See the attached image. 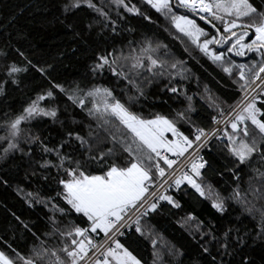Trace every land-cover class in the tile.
<instances>
[{
    "label": "trees",
    "instance_id": "1",
    "mask_svg": "<svg viewBox=\"0 0 264 264\" xmlns=\"http://www.w3.org/2000/svg\"><path fill=\"white\" fill-rule=\"evenodd\" d=\"M92 2L108 14V19L83 3L66 10L65 5L73 0H0V137H8L7 123L23 114V109L32 101H37L40 108L56 110L55 117L36 115L21 123L23 131L12 141L18 144V149L5 153L9 140L0 139V250L10 255H14V249L28 256L30 249L40 246L41 242L50 249H58L63 238L58 233H46H52L54 227L64 230L72 225L86 226L87 218L71 210L63 197L57 196L62 191L58 181L66 178L64 168L69 166L68 161H64L63 168L53 166L59 165L60 160L56 152L43 151L45 146L81 161L94 174H102L112 163L125 165L131 160L124 151L131 134L118 121L95 111L89 115L92 97L85 96V106L81 107L55 85L71 90L78 84L85 92L94 86L107 87L142 118L164 116L190 138L196 128L209 129L213 117L228 111L244 92L240 88L244 81L236 65L253 66L262 59L254 51L246 50L241 56L235 50L228 52L234 42L231 40L211 44L213 49L227 54L223 61L213 62L145 0H125L141 14L127 11L114 0ZM176 2L171 0L173 10L193 16L206 30L207 38L219 39L225 34L221 21L211 17V23L201 20L200 15L177 9ZM249 2L257 12H264V0ZM146 39H151L153 45H168L167 57L163 56V50L153 55L169 63L184 61L185 70L181 72L179 64L176 69L166 67L162 76H153L144 69L132 70L128 75L143 90L142 96L126 80L114 76L107 66L93 72L98 56L113 50L122 51L124 56L140 57L147 63L146 56L139 51ZM129 42L135 53L130 51ZM122 62L128 71L134 61ZM12 64L27 70L9 76ZM222 64L231 67V73L223 71ZM137 71L141 75H136ZM173 87L176 92L170 91ZM49 91L53 92L52 97L47 96ZM40 96L44 99L38 100ZM129 97L136 99L129 102ZM95 102L102 110V96H96ZM257 107L264 108V92ZM248 123L250 132H258ZM227 131L232 130L228 127ZM77 135L83 138V144ZM32 137L39 139L31 140ZM226 144L227 137L223 135L206 149L208 166L197 179L204 196L186 183L168 190L166 195L174 203L163 200L155 212L140 218L145 235L133 230L121 239L141 264H264V233H261L257 211L264 209V179L259 176L264 173V160L253 154L248 162L239 164ZM109 148L112 154L108 153ZM89 156L96 159L88 160ZM152 173L153 178L158 176L155 169ZM237 189L248 202L246 205L229 198ZM217 194L224 203L222 212L212 207L214 200L218 202ZM246 206L253 211H245ZM59 208L65 212L61 213ZM102 234H92V238ZM152 240L156 241L155 245Z\"/></svg>",
    "mask_w": 264,
    "mask_h": 264
},
{
    "label": "snow or ice",
    "instance_id": "2",
    "mask_svg": "<svg viewBox=\"0 0 264 264\" xmlns=\"http://www.w3.org/2000/svg\"><path fill=\"white\" fill-rule=\"evenodd\" d=\"M114 2L122 5L129 12L141 14L140 10L134 5L129 7L125 0H114ZM82 3L94 9L100 16L108 19V14L102 8L97 7L92 0H73V3L65 5V8L66 10L68 8H78ZM145 3L155 9L156 12L163 14L165 19H169L179 33L188 37L213 62L223 61L225 52L212 51L209 45L225 44L234 37L236 38L235 42L227 49L228 52L235 50V54L238 56L244 55V49L259 53L262 59L258 64L253 66L239 64L236 67L240 70V79L244 81L240 84L243 91H248L253 80L261 81V84L256 85V87L264 90V75H262L264 74V51H261L264 49V12H257V9L249 0H177L175 5L177 9L184 8L191 12L204 13L206 15H200V19L207 20L209 23H211L209 17L221 21L225 34L220 35L219 39L215 36L210 39L207 38L204 28L198 26L194 19H190L188 15L177 14L173 10L171 0H145ZM226 16L229 17L228 20H225ZM257 16L259 17L258 21ZM145 19L150 18L145 16ZM244 20L247 22H242ZM212 26L216 27L215 24ZM236 28L242 29L239 35L236 31H233ZM248 29L254 30L255 38L250 43H242L244 38L249 35ZM219 31L217 29V32ZM228 33L230 35H227ZM201 36H205L202 43L200 42ZM131 43L129 42L130 51L135 53L136 49L131 48ZM160 50H163L164 57L169 55L168 45L162 43L153 45L151 39H146L142 42L139 51L146 56L147 63L140 57L124 56L122 51L117 53L113 50V52H108L107 55H99L98 62L92 70L95 73L102 71L107 66L114 76L126 80L142 96L143 90L136 84V80L128 75L132 70L144 69L152 73L153 76H162L166 67L176 69L178 64L181 66V72L185 70L183 68L184 61L169 63L168 60L153 55V53H158ZM20 55L23 56L24 54L20 52ZM130 59L134 62L130 64L128 71H125V64L122 61ZM28 63L30 64L31 61H28ZM154 68L156 69L155 72H153ZM245 69L251 74L250 78L246 77ZM26 70V68H19L12 64L8 69V75L12 76L14 73ZM40 71L43 72V69H40ZM223 71L231 73L232 68L223 67ZM136 75H141V73L137 71ZM15 82L13 80V83ZM54 87L68 94L69 99L81 107L85 106V96L92 97L93 108L88 109L89 115H92L95 111L100 113L101 116L112 117L115 121H118L119 125H122L131 134V141L124 149L131 160L125 165L112 163L107 166L106 170H102V174H94L87 171L81 161L60 155L56 149H48L45 146L43 151L56 152L60 160L59 165L53 166L63 168L64 161H68L69 166L64 168L66 178L58 181L62 185V191L58 192L57 196H62L67 204L71 206V210L82 213L83 217L87 218L86 226L72 225L64 230L54 227L52 233H46L45 235L58 233L63 238L61 246L55 250L46 247L44 242H41L40 246L30 249L28 256L21 255L15 252L14 249H12L14 255L0 250V264H81L88 258L89 252L94 249L99 251V256H95L91 260V264H141V260L133 255L118 237L124 234L121 229L125 227L124 217L130 210L142 208L144 210L140 215L144 217L149 212L156 211L158 200L174 203L173 198L169 195H161L156 201L147 202L146 194L149 192L150 186L154 184L152 170L155 169L160 177H164L165 168L160 166V161L162 160L168 168H172L177 163L176 160L169 159L167 155L162 154L161 150L164 153H172L177 158L183 157L190 148H193L194 143L201 142L202 138L206 143L209 136H214L221 130L205 132L202 128H196L194 139H190L188 135L177 129L172 120L164 116L155 115L152 119L142 118L125 103L117 99L113 91L107 87L94 86L86 92L78 84L71 90L65 89L59 84ZM0 91H2V85H0ZM170 91L176 92L177 89L173 87ZM98 95L102 96V110L101 105L95 102V97ZM47 96L52 97L53 92H47ZM43 99V96L38 97V100ZM135 99L136 97H129V102H133ZM245 100L247 102L242 104L239 111L229 121L232 131L223 130V135L227 137L225 147L237 158L239 164L248 162L253 154L259 155L264 160V147H261L264 144V108L257 107L255 97L249 99L245 96ZM36 115L55 117L56 110L54 108H40L37 101H32L28 107L23 109V114L17 115L7 123L9 135L8 137H0V139L9 140L8 147L4 149L5 153L10 149H18V144L12 141L23 131L21 123ZM177 115L182 117L183 113H177ZM213 122H217L215 117H213ZM248 122L255 126L258 132H250ZM166 132H170L176 139H167L164 135ZM72 135L71 132L68 133L69 137ZM76 138L81 141V144L84 143L83 138L79 135ZM38 139V137L31 138V140ZM112 139H116L114 134ZM132 144L136 145L135 149L132 148ZM108 153L112 154L111 148L108 149ZM103 155L101 153V158H103ZM191 156L190 172L184 171L180 175L174 176V186L179 188L186 182L201 196H204L203 187L194 179V176L200 177L202 175L201 170L206 168L208 162L202 156L196 155L195 152ZM87 159L95 160L96 157L89 156ZM259 176L264 179V173H259ZM254 191H259V189ZM28 195L31 196L32 194L29 193ZM217 197L218 202L214 200L212 207L222 212L224 211V203L222 199H219L218 194ZM229 198L241 205L248 203L238 189L234 190ZM174 206L179 207V204H174ZM58 211L65 212L63 208H59ZM245 211L251 213L253 208L246 206ZM257 211L260 213L261 233H264V209H258ZM135 225V231L140 233L141 236L145 235L140 225V218H137ZM100 232L104 234L105 242H94L92 234L98 235ZM152 244L155 245L156 241L152 240ZM8 247L11 248V245Z\"/></svg>",
    "mask_w": 264,
    "mask_h": 264
},
{
    "label": "built area",
    "instance_id": "3",
    "mask_svg": "<svg viewBox=\"0 0 264 264\" xmlns=\"http://www.w3.org/2000/svg\"><path fill=\"white\" fill-rule=\"evenodd\" d=\"M252 35L255 36L254 31L252 32ZM246 50L247 49H245L244 52H246ZM244 71H245L246 77L250 78L251 74L247 71V69H245ZM259 84H261V81L253 80L251 82V87L248 89V91L247 92L244 91L242 95H240V98L230 107V109H228V111H226L221 116L215 117L217 122L215 123L213 122V125H211L209 129L205 130V132H211L213 130H221V131L217 132V134L214 136H209L207 138L206 143L204 142L202 138L201 142L194 143L193 148H190L183 157H179V158H177L175 155L171 153H164L163 150H161L162 154L167 155L169 159L176 160L177 163L173 165L172 168H168L163 163L162 160L160 161V166L165 168V176L160 177L158 175L156 178H153L154 184L150 186L149 192L146 194L148 203L156 201L157 198L161 195H166L168 190L176 189V187L174 186V176H178L184 171L190 172V160L192 158L191 154L193 152H195L196 155L202 156L204 160L208 162L206 158V149H208L214 141L220 140L223 138V130H226V128L230 125L229 121L231 120L233 116H235L236 112L239 111L242 104L247 102L245 100V96H247L249 99L252 97H255L256 101L261 100V94H263L264 90H262V88L260 87H256V85H259ZM178 130L183 133L181 129H178ZM194 134L195 132L193 133L192 137H190V139H194ZM207 166H208V163L206 167ZM203 171L204 169L201 170L202 173ZM198 178L200 177L194 176V179L197 180ZM170 185H173V186L170 187ZM162 201L163 200H158V203H162ZM143 210L144 209L142 208L139 210L132 209L126 214V216L124 217L125 227L121 229V232H123L124 234L118 237L120 241L122 238L126 237L130 233V231L135 230V227H136L135 221L137 220V218H147L150 215V212H149L147 216L141 217L140 214L141 212H143ZM93 240L94 242H101V243L105 242L104 234L102 236H99L98 238H94ZM95 256H99V251L94 249L93 251L89 252L88 258H86L85 261L81 262V264H91V260L94 259Z\"/></svg>",
    "mask_w": 264,
    "mask_h": 264
},
{
    "label": "rangeland",
    "instance_id": "4",
    "mask_svg": "<svg viewBox=\"0 0 264 264\" xmlns=\"http://www.w3.org/2000/svg\"><path fill=\"white\" fill-rule=\"evenodd\" d=\"M177 1V0H176ZM186 11H188L189 13H194V14H196V15H206V14H202V13H198V12H191V11H189L188 9H185ZM177 14H179V15H188L189 16V18L190 19H194L193 18V16H191V15H189L188 13L187 14H185V13H177ZM226 19H229V17H225V20ZM195 21H196V19H194ZM196 23L198 24V26H200L199 25V23L196 21ZM239 23V22H238ZM201 27V26H200ZM202 28V27H201ZM205 30V29H204ZM242 31V29L240 28V29H238L237 30V35H239V33ZM252 31H254L253 29H249V35L248 36H246L245 38H244V40L242 41V43H250L251 42V40H252ZM205 32H206V30H205ZM254 38H255V36H254ZM253 38V39H254ZM205 39V36H201L200 37V42L202 43L203 42V40ZM235 37L234 38H232V41H234L235 42ZM251 39V40H250ZM233 42V43H234ZM196 45V44H195ZM209 48H210V50H212V51H221V50H216V49H213V47L211 46V45H209ZM245 50V49H244ZM225 55H227V54H225ZM256 103H257V101H256ZM228 127H230L231 128V126L229 125ZM227 127V128H228ZM227 128H226V130H227ZM165 137L167 138V139H170V140H174L175 138L172 136V134L170 133V132H166L165 134ZM172 154V153H171ZM187 184V183H186ZM99 231V230H98ZM100 233H102V232H100ZM103 235V234H102ZM102 235H100V236H102ZM98 238V237H97ZM93 239V238H92Z\"/></svg>",
    "mask_w": 264,
    "mask_h": 264
}]
</instances>
